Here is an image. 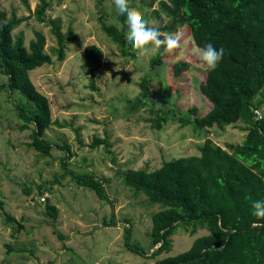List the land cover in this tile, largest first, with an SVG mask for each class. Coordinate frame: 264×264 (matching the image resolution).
Returning <instances> with one entry per match:
<instances>
[{
  "label": "rangeland",
  "instance_id": "1",
  "mask_svg": "<svg viewBox=\"0 0 264 264\" xmlns=\"http://www.w3.org/2000/svg\"><path fill=\"white\" fill-rule=\"evenodd\" d=\"M0 1L9 14L26 18L13 32L15 37L24 35L26 47L36 30L46 35V51L53 62L32 69L30 76L50 99L58 122L45 133L56 145L49 155L29 147L31 130L20 129L15 110V104L27 103V98L11 92L4 85L7 75L0 71V264H154L188 250L197 237L208 234L207 228L191 234V227H181L171 237L172 250L151 257L153 214L162 206L124 182L126 170H154L165 161L200 155L207 138L227 148V143H242L247 135L242 121L204 128L178 121L186 107L197 105L204 115L212 106L199 90L206 74L195 54L199 47L187 24L173 21L171 0H130L150 25L167 33H184L181 47L173 53L161 50L165 61L153 68L156 54L142 57L128 41L123 47L104 32V24L128 32L127 18L116 11L113 0H52L45 22L34 14L40 0ZM53 20L61 22L67 37L69 32L73 37L63 61L58 59ZM167 26L174 29L165 30ZM89 44L99 45L105 54L100 67L86 58ZM180 60L190 66L176 75L173 65ZM144 74L149 75L150 92L141 100ZM158 108L172 112L161 129L152 126L151 110ZM259 109L264 116V105ZM96 138L106 142L92 147ZM74 173L101 178L109 198L102 200L78 184ZM47 203L58 209L56 219ZM6 213L24 226L15 236L14 222L6 220ZM127 227L141 252L126 246Z\"/></svg>",
  "mask_w": 264,
  "mask_h": 264
},
{
  "label": "trees",
  "instance_id": "2",
  "mask_svg": "<svg viewBox=\"0 0 264 264\" xmlns=\"http://www.w3.org/2000/svg\"><path fill=\"white\" fill-rule=\"evenodd\" d=\"M26 4L28 0H24ZM173 21L186 23L195 44L203 48L212 43L223 47L224 56L215 70L206 71L199 85L201 94L211 109L200 115L199 107H186L179 116L182 125L194 123L198 128L225 126L242 121L247 131L242 143H227L224 148L207 138L200 146V155L183 156L165 161L154 170L129 169L124 172L126 185L144 193L151 203L162 208L153 214L151 257L172 250L171 239L181 227H191L195 234L207 228L208 234L197 237L191 247L177 255L158 259L154 264H264V220L252 215V201L264 200V116L256 111L264 105V0H171ZM52 0H40L34 14L45 22ZM126 16V15H124ZM0 71L7 75L4 85L11 92L18 91L27 103H16L15 110L22 131L31 130L29 147L49 155L56 146L46 137V131L58 123L53 119L51 101L31 79L30 71L51 64L52 55L46 51L47 38L36 30L35 38L25 46L23 34L14 30L26 20L13 12L9 14L0 1ZM53 33L58 43V59H65L67 44L73 41L62 31V24L53 20ZM165 30L174 29L167 26ZM106 34L121 46L127 43L125 28L103 25ZM87 60L100 67L105 60L102 48L89 44L85 48ZM159 51L151 59L152 68L165 60ZM189 62H175L173 70L180 75ZM141 100L150 92L148 74L141 76ZM95 87V86H93ZM257 101V104H256ZM140 100L135 104L138 107ZM28 106V107H26ZM180 106V105H179ZM153 109V108H152ZM183 110V109H180ZM152 126L161 129L170 119L171 111L151 110ZM106 142L96 138L92 144ZM58 145V144H57ZM63 148V145H58ZM68 151L70 150L68 146ZM75 181L93 190L100 199H108L105 181L95 175L72 174ZM56 219L58 209L46 205ZM13 224L14 236L24 226L14 216L5 214ZM16 223V224H15ZM105 223H113L106 221ZM61 238L64 236L54 230ZM131 227L126 228V246L137 253L141 249L131 241ZM158 245L157 248H155ZM12 247L8 245V252Z\"/></svg>",
  "mask_w": 264,
  "mask_h": 264
},
{
  "label": "clouds",
  "instance_id": "3",
  "mask_svg": "<svg viewBox=\"0 0 264 264\" xmlns=\"http://www.w3.org/2000/svg\"><path fill=\"white\" fill-rule=\"evenodd\" d=\"M113 4L119 14L126 15L128 25L126 40L142 57L154 55L161 50L164 53H173L181 47L184 33L180 31L174 34L167 33L161 31L155 24L150 25L137 8L130 6V0H113ZM6 24L7 19L0 22V28ZM195 54L201 62L200 66L205 71H212L222 60L224 49L223 47L217 49L209 42L203 48H197ZM251 207L252 215L258 220H264V200L252 201Z\"/></svg>",
  "mask_w": 264,
  "mask_h": 264
},
{
  "label": "built area",
  "instance_id": "4",
  "mask_svg": "<svg viewBox=\"0 0 264 264\" xmlns=\"http://www.w3.org/2000/svg\"><path fill=\"white\" fill-rule=\"evenodd\" d=\"M96 75L99 76L100 73H97ZM257 116H258V118H261L262 117V113L259 110L257 111Z\"/></svg>",
  "mask_w": 264,
  "mask_h": 264
}]
</instances>
